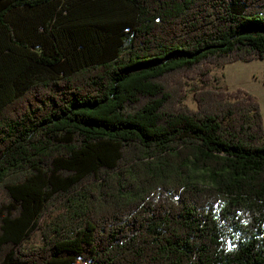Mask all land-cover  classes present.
Wrapping results in <instances>:
<instances>
[{
    "label": "trees",
    "instance_id": "obj_1",
    "mask_svg": "<svg viewBox=\"0 0 264 264\" xmlns=\"http://www.w3.org/2000/svg\"><path fill=\"white\" fill-rule=\"evenodd\" d=\"M256 59L264 0H0V264H264Z\"/></svg>",
    "mask_w": 264,
    "mask_h": 264
},
{
    "label": "rangeland",
    "instance_id": "obj_2",
    "mask_svg": "<svg viewBox=\"0 0 264 264\" xmlns=\"http://www.w3.org/2000/svg\"><path fill=\"white\" fill-rule=\"evenodd\" d=\"M213 74L218 79L213 81L214 86L228 90L241 88L257 97L263 117L264 130V59L248 62L238 60L227 64L224 69L215 68ZM184 102L193 109L198 108V102L192 92L188 93ZM41 242V235L37 231L31 239L25 242V245L28 247L37 246Z\"/></svg>",
    "mask_w": 264,
    "mask_h": 264
},
{
    "label": "built area",
    "instance_id": "obj_3",
    "mask_svg": "<svg viewBox=\"0 0 264 264\" xmlns=\"http://www.w3.org/2000/svg\"><path fill=\"white\" fill-rule=\"evenodd\" d=\"M75 264H88V262H78V263H75Z\"/></svg>",
    "mask_w": 264,
    "mask_h": 264
}]
</instances>
